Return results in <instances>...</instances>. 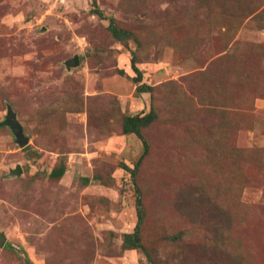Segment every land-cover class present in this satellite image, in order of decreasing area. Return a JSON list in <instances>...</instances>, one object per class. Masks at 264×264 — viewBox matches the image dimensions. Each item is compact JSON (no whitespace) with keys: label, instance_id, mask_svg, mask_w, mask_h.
I'll list each match as a JSON object with an SVG mask.
<instances>
[{"label":"rangeland","instance_id":"374dc122","mask_svg":"<svg viewBox=\"0 0 264 264\" xmlns=\"http://www.w3.org/2000/svg\"><path fill=\"white\" fill-rule=\"evenodd\" d=\"M0 232V264H264V0H0Z\"/></svg>","mask_w":264,"mask_h":264},{"label":"trees","instance_id":"16d2710c","mask_svg":"<svg viewBox=\"0 0 264 264\" xmlns=\"http://www.w3.org/2000/svg\"><path fill=\"white\" fill-rule=\"evenodd\" d=\"M130 64H131V68L134 70V72L137 74V76L139 75V71L138 69H136V67H134L133 63H132V59H130ZM147 86V85H146ZM145 85H140V87H136V90H142V91H146L148 90V87H146ZM151 115L150 113L148 114H143L141 116L139 115H134V116H130L125 118L124 121V125L122 126V130L124 133L127 132H131L134 133L136 135H139L137 132V123H139L140 121H148L150 120ZM56 173V171H55ZM135 214H136V223L134 224L133 230L129 233V232H124L122 233V246H125V248H129V247H135L138 245V238L136 235V228L138 225V222L140 220V212L138 209H135Z\"/></svg>","mask_w":264,"mask_h":264},{"label":"water","instance_id":"95a60500","mask_svg":"<svg viewBox=\"0 0 264 264\" xmlns=\"http://www.w3.org/2000/svg\"><path fill=\"white\" fill-rule=\"evenodd\" d=\"M77 63V57L74 55L73 57H71V59L67 60L66 64H75ZM2 125H5L9 128V130L11 131V133L14 136L15 142L17 143L18 146H23L26 142V138L25 136H23L22 131H21V127L19 125V123L17 122V120L15 119L13 113L8 109L3 121L1 122ZM20 169L18 167V165H16L13 169H10L8 171V175H17L19 174ZM4 242V236L3 234L0 232V246H2Z\"/></svg>","mask_w":264,"mask_h":264}]
</instances>
